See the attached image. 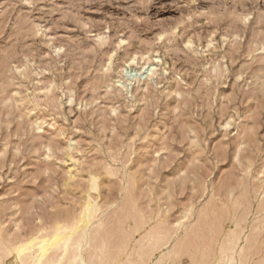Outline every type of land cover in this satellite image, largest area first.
<instances>
[{"label": "rangeland", "instance_id": "obj_1", "mask_svg": "<svg viewBox=\"0 0 264 264\" xmlns=\"http://www.w3.org/2000/svg\"><path fill=\"white\" fill-rule=\"evenodd\" d=\"M73 223L98 264H262L264 0H0V264Z\"/></svg>", "mask_w": 264, "mask_h": 264}, {"label": "bare ground", "instance_id": "obj_2", "mask_svg": "<svg viewBox=\"0 0 264 264\" xmlns=\"http://www.w3.org/2000/svg\"><path fill=\"white\" fill-rule=\"evenodd\" d=\"M136 61V56L132 58V60L130 61L131 63L132 62H135ZM142 68H144V70H146L148 67H145L144 65L142 66ZM125 71L127 72L128 71V68L125 69ZM94 185V184H93ZM93 187V186H92ZM96 206V205H95ZM85 207V212H88L87 213V217L90 218V216H93L94 217V213H95V208L93 206V204L91 202H87L86 206ZM84 211V209H83ZM84 215V214H82ZM83 217V216H82ZM96 217V216H95ZM84 219V218H83ZM82 220V219H81ZM86 221V219H84ZM91 219H89L90 221ZM75 221V220H74ZM89 221H86L87 223ZM263 222V221H262ZM91 223V222H90ZM240 224V223H239ZM86 225V224H84ZM83 225V226H84ZM89 225V224H88ZM86 228V227H85ZM83 228V229H85ZM80 225H77L76 223H73L72 225H62V226H59L57 227L56 231L53 232V233H49L48 234L44 233L43 236H40V237H35V238H32L30 239L29 241L25 242V243H22L20 245H18L16 248L17 250L19 251V254H20V257H22L26 252L27 250H31L33 248H38V252L36 253H32L31 254V258L29 261H23L24 264H45L43 263L44 261L48 260L47 259V254L48 252L51 250V248L55 247L56 248H59V251L61 250V254L60 255H52L54 257V259H50L48 261V264H93L92 261L94 260L93 257H95V255L97 254L98 255V252L96 251L97 249L95 248H98V247H95L92 242H90L89 238L86 237V234L83 232H80L78 233V230H80ZM238 229V227H237ZM55 230V229H54ZM69 230V233H64L65 231H68ZM240 230V228H239ZM233 231H237V230H233ZM93 232V231H92ZM241 231H238V232H234L235 234L233 235L234 238L232 241H234V239H236L237 241L241 240L240 239V234ZM76 233L78 234V236L76 235ZM232 233V232H231ZM230 233V234H231ZM82 234V235H81ZM90 235L91 232H90ZM229 236V235H228ZM91 238V237H90ZM186 237L184 238H180L179 241L174 245V247L172 249L169 250L168 254H172V253H180L181 251H184L186 246H187V243H186ZM230 239H232V237H227V239L225 240V242L223 243V245L221 246V252L223 255H225L226 257H228V260H227V264H235V255L232 253L231 256H229L227 253L229 251V249H233V246L231 245L232 243L234 244H237L236 241L232 242L230 244ZM249 238H247L248 240ZM84 241H88V245L90 244L89 247H91L92 245L95 247L94 250H92L91 248L90 249H87V254L88 256L85 255V250L86 248H84ZM251 241L250 239L248 240V242ZM6 242V241H5ZM103 243V242H102ZM105 243V242H104ZM166 243V242H165ZM240 243V242H238ZM251 244V243H250ZM4 245V244H3ZM12 245V244H11ZM153 245V244H152ZM158 245V244H157ZM161 245V243L159 244ZM158 245V247H159ZM163 245V244H162ZM161 245V246H162ZM166 245V244H165ZM231 245V246H230ZM92 246V247H93ZM14 248V246H12ZM10 245H6V248L7 249H11L12 248ZM156 247V244L154 246H152V249L154 250ZM237 247V246H235ZM4 248V247H3ZM12 248V249H13ZM88 248V247H87ZM104 248V247H103ZM6 249V250H7ZM102 249V248H101ZM151 249V250H152ZM4 250V249H3ZM15 250V249H14ZM34 250V249H33ZM57 250V249H56ZM236 250V248L234 249ZM233 250V251H234ZM241 250H244V247L242 249H240V253H241ZM232 251V252H233ZM29 252V251H28ZM51 252V251H50ZM235 252V251H234ZM59 254V253H57ZM237 254V253H236ZM50 255V254H48ZM96 255V257H97ZM102 255V254H100ZM166 255V254H165ZM164 255V256H165ZM25 256V255H24ZM51 256V257H52ZM57 256V257H56ZM162 256V258L164 257ZM27 257V255L25 256ZM50 257V256H49ZM56 257V258H55ZM141 257V256H140ZM24 258V257H22ZM29 258V255L28 257ZM46 258V259H45ZM147 258V256L145 257ZM23 260V259H22ZM102 260V259H101ZM100 260V261H101ZM161 260V259H160ZM158 261V262H161V261ZM95 261V260H94ZM147 261V259L145 261H141L143 264V262L145 263ZM22 262V263H23ZM95 261L94 263L95 264H98L99 262ZM132 262H129L128 264H131ZM147 263V262H146ZM264 263V261L262 262V264ZM133 264V263H132Z\"/></svg>", "mask_w": 264, "mask_h": 264}]
</instances>
